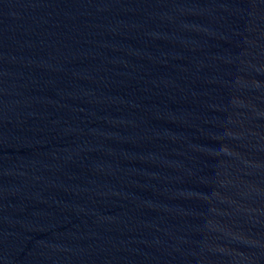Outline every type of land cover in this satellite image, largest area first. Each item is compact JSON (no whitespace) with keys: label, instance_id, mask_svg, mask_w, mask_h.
Masks as SVG:
<instances>
[{"label":"water","instance_id":"1","mask_svg":"<svg viewBox=\"0 0 264 264\" xmlns=\"http://www.w3.org/2000/svg\"><path fill=\"white\" fill-rule=\"evenodd\" d=\"M0 264H264V0H0Z\"/></svg>","mask_w":264,"mask_h":264}]
</instances>
